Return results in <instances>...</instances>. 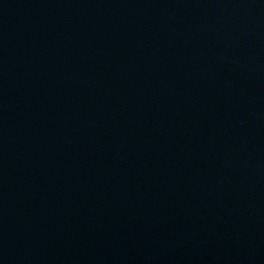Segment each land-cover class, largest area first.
Masks as SVG:
<instances>
[{
  "label": "water",
  "instance_id": "water-1",
  "mask_svg": "<svg viewBox=\"0 0 264 264\" xmlns=\"http://www.w3.org/2000/svg\"><path fill=\"white\" fill-rule=\"evenodd\" d=\"M0 264H264V0H0Z\"/></svg>",
  "mask_w": 264,
  "mask_h": 264
}]
</instances>
